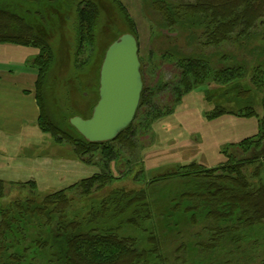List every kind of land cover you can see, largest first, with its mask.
Masks as SVG:
<instances>
[{
	"label": "trees",
	"instance_id": "1",
	"mask_svg": "<svg viewBox=\"0 0 264 264\" xmlns=\"http://www.w3.org/2000/svg\"><path fill=\"white\" fill-rule=\"evenodd\" d=\"M175 1V7L170 0L152 2L154 6L159 5L166 26L179 25L189 30L195 26L203 28L204 46L233 41L235 49L238 46L235 38L248 36L254 25H264V0ZM63 4L67 6L70 3L66 4V0H0V44L37 50V55L29 62L36 72L37 127L57 143L70 145L78 157L93 158L97 155L100 171L45 197L27 194L6 202L2 201L6 186L0 180V264H33L25 261L28 251L37 253L42 258L41 264H167L158 224H152L145 244L130 237H121L119 232L128 226L139 229L142 222L151 220L153 215L160 217V225L166 230L168 221L187 212L193 219L206 216L216 222H233L243 228L263 223L264 185L256 187L248 182L242 168L250 161L245 156H233L232 149H238L242 155L250 153L258 156L256 159L259 161V158H264V103L260 117L252 107L253 89H264V59L262 67L257 65L245 80L242 66H222L213 70L204 56L194 57L195 51L189 55L174 53L171 56L176 57V79L172 78L169 83L157 81L150 87L145 85L140 66L143 89L133 122L113 141L90 143L69 123L54 117L44 95L46 76L53 62L50 30L61 15ZM98 12L94 1H77L75 58L84 55H88L87 59L92 58ZM227 57L224 54L221 60ZM213 83L217 85L216 91H222L217 97L219 100L227 98L229 108L216 105L206 118L213 120L225 115L256 118L257 134L223 147L221 152L225 161L217 167L206 168L193 161L149 181H143L142 177L138 188L116 186L95 203L93 195L113 183L110 163H126L127 173H131L135 164L121 158V149L130 155L134 153L138 142L134 127L141 111H145V123L151 124L169 114L159 108L162 95L167 94L170 102L177 105L189 92L201 86L208 88ZM178 180L182 183L174 182ZM172 183L177 184L174 191L170 190ZM28 184L35 191L36 183L32 181ZM83 202L87 204L82 205Z\"/></svg>",
	"mask_w": 264,
	"mask_h": 264
},
{
	"label": "rangeland",
	"instance_id": "2",
	"mask_svg": "<svg viewBox=\"0 0 264 264\" xmlns=\"http://www.w3.org/2000/svg\"><path fill=\"white\" fill-rule=\"evenodd\" d=\"M69 1L66 0L69 5L63 4L59 13L61 15L50 30L53 62L46 76L44 94L54 117L63 122L69 123L76 116L82 119L91 117L99 99V72L105 51L124 34H131L137 40L140 66L148 87L157 81L165 80L169 83L172 78L176 79V57L171 56L174 53L189 55L195 51L194 57L204 56L213 70L222 66H242L245 80H248V75H252L257 65L262 67L263 24L254 25L248 36L237 39L233 34V39L238 40L235 41V44L238 43L235 49L233 41L218 46H204L206 39L202 36L203 28L195 26L189 30L179 25L166 26L159 5L154 6L153 0H92L99 10L94 27V52L91 59H87L88 55L75 58V8L80 0ZM170 2L175 7L176 1ZM195 45L197 47H193ZM32 52L26 53L29 55L28 64L33 59ZM224 54L229 57L221 60ZM0 60L14 73L7 78L15 80L18 70L13 64L16 60L23 62L25 58L7 54L0 56ZM216 87L214 83L209 84L208 88L201 86L185 95L177 105L170 102L167 94L162 95L159 108L169 114L151 124L145 123V111H141L134 127L135 140H138L134 153L130 155L121 149V158L135 164L131 173H127L126 163H110L113 183L97 191L92 197L94 202L97 203L108 190L116 186L138 188L142 184V180L139 181L142 177L143 181H149L193 161L206 168L217 167L225 161L221 152L223 147L257 134L256 118L238 120L230 115L213 120L206 118L208 113L215 110L216 105L229 108L227 98L219 100L217 97L221 90L216 91ZM212 89H215L214 93H211ZM252 97V107L260 117L263 113L264 89H253ZM26 131L21 138V155L17 156L13 152L9 169L0 173V179L4 180L6 186V195L2 201L23 198L27 194L45 197L100 171L97 155L93 158L78 157L70 145L57 143L50 135L41 133L31 124L27 125ZM232 150L233 156H245L250 161L242 168L248 182L256 187L264 185V158H259V161L256 159L258 156L250 153L242 155L238 149ZM32 181L36 183L35 191L28 184ZM174 182L182 183L179 180ZM171 185L170 190L174 191L177 184ZM190 214L175 215L174 220L168 221L166 230L160 225V217L153 215V223L148 219L142 222L139 229L124 227L119 236L130 237L145 244L152 224H158L167 264H264V222L243 228L233 222H216L206 216L193 219ZM26 255V262L41 264L42 258L37 253L28 251Z\"/></svg>",
	"mask_w": 264,
	"mask_h": 264
},
{
	"label": "water",
	"instance_id": "3",
	"mask_svg": "<svg viewBox=\"0 0 264 264\" xmlns=\"http://www.w3.org/2000/svg\"><path fill=\"white\" fill-rule=\"evenodd\" d=\"M143 89L138 43L124 34L105 51L99 72V99L89 119L69 124L90 143L113 141L134 120Z\"/></svg>",
	"mask_w": 264,
	"mask_h": 264
},
{
	"label": "crops",
	"instance_id": "4",
	"mask_svg": "<svg viewBox=\"0 0 264 264\" xmlns=\"http://www.w3.org/2000/svg\"><path fill=\"white\" fill-rule=\"evenodd\" d=\"M27 51H33V58L37 50L13 44H0V56L15 54L25 60H16L13 66L17 67L16 78H7L14 74L8 70L0 60V173L9 169L12 162V153L21 155V138L25 134L28 124L37 127L39 110L34 93L36 72L28 64ZM22 62V63H21ZM238 120H243L236 118ZM39 130V128H38ZM40 131V130H39ZM41 132V131H40ZM42 133V132H41ZM247 138V137H246ZM17 166L21 167L20 163ZM3 180V179H0ZM4 181V180H3Z\"/></svg>",
	"mask_w": 264,
	"mask_h": 264
}]
</instances>
